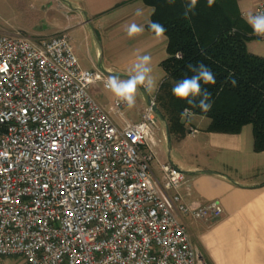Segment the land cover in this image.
<instances>
[{"label":"built area","instance_id":"built-area-1","mask_svg":"<svg viewBox=\"0 0 264 264\" xmlns=\"http://www.w3.org/2000/svg\"><path fill=\"white\" fill-rule=\"evenodd\" d=\"M106 79L80 66L64 32L40 40L0 32V256L24 264H209L180 216L216 220L222 206L188 204L182 190L190 184L169 162L154 174L155 96L138 120L119 126L91 92ZM113 104L122 116L125 105Z\"/></svg>","mask_w":264,"mask_h":264},{"label":"crops","instance_id":"crops-1","mask_svg":"<svg viewBox=\"0 0 264 264\" xmlns=\"http://www.w3.org/2000/svg\"><path fill=\"white\" fill-rule=\"evenodd\" d=\"M40 1L46 3V7L42 6L44 11L53 8L55 11L60 10L63 16L61 21L53 23L51 31L38 34L40 38L31 39L40 40L56 33H66L80 66L84 69H100L107 78L118 76L127 79L137 55L147 54L152 58V76L156 81V88H139L146 93L156 94L159 84L165 78V71L160 63L167 57V37L164 35L163 39L158 40L154 33L146 29L153 13L151 6L144 4L142 0ZM263 1L236 0L246 22L250 14L255 15L257 3ZM132 23L142 26L143 32L129 38L126 29ZM263 42L264 39L253 32L247 48L251 53L264 57ZM98 86L103 88V100L98 102L119 126L125 120H138L148 100L153 98L152 95L146 100L142 99L132 109L125 106L129 117L125 112L120 116L114 108L115 97L104 89L102 83H97L92 88ZM161 120L163 127L159 121L157 133L161 141L156 148V160L151 164L154 174L159 177V164L164 162L182 170L195 171V175L190 177L192 186L187 178L190 192L186 194L182 190L185 201L194 206L217 200L223 209L222 215L216 220H195L190 216H180L192 243L209 264H264V150L253 151V141H247L246 138L247 125L240 133L216 134L206 131L209 124L207 117L193 113L185 116L186 133L181 138L193 137L199 131L214 134H210L213 137H208L209 141L194 142L202 150L208 147L213 160L205 161L199 166H190L180 160L158 158L160 145L169 136L166 122ZM190 127L196 132L191 133ZM188 218L194 220L192 227L187 224Z\"/></svg>","mask_w":264,"mask_h":264},{"label":"trees","instance_id":"trees-1","mask_svg":"<svg viewBox=\"0 0 264 264\" xmlns=\"http://www.w3.org/2000/svg\"><path fill=\"white\" fill-rule=\"evenodd\" d=\"M153 8L146 29L158 22L165 28L167 57L160 65L165 71L155 94L158 116L165 120L167 133L185 135L183 110L209 119L208 132L236 134L251 125L253 151L264 150V57L251 53L247 42L252 28L242 18L236 0H197L184 15L190 0H142ZM179 56H176V55ZM179 57V58H178ZM204 64L215 75V84H204L211 95L208 111L177 99L173 86L194 73L188 65ZM235 81V84L232 83ZM200 97L196 98L198 103Z\"/></svg>","mask_w":264,"mask_h":264},{"label":"rangeland","instance_id":"rangeland-1","mask_svg":"<svg viewBox=\"0 0 264 264\" xmlns=\"http://www.w3.org/2000/svg\"><path fill=\"white\" fill-rule=\"evenodd\" d=\"M43 3L40 0H0V31L5 33L21 31L30 38H40L38 34L48 33L52 30L53 23L61 21L63 15H61L62 12L60 10L55 11L53 8L44 11L42 6L45 5L46 7V3ZM91 92L97 101L103 100L102 87L92 88ZM152 95L153 97L155 96L153 92L146 93L138 88L137 103L142 99L146 100L148 96L151 97ZM125 108V106L122 108L123 112L129 117V113L125 111ZM158 119L160 125L163 127V122L159 116ZM246 129L247 141H253L251 125H247ZM210 134L214 135L213 133L204 134L202 131H199L193 137L185 136L181 139L178 138V140L174 136L169 135L168 139L160 145L158 158L180 160L182 163L189 164L190 166H199L205 161H212L213 154H211L208 147L202 150L200 146L194 143L195 141H209L208 137H213ZM183 171L186 179H190L191 184L190 177L195 175V171L185 169ZM190 218L186 221L192 227L194 220ZM0 262L2 264H24V260L15 255L0 256Z\"/></svg>","mask_w":264,"mask_h":264},{"label":"clouds","instance_id":"clouds-1","mask_svg":"<svg viewBox=\"0 0 264 264\" xmlns=\"http://www.w3.org/2000/svg\"><path fill=\"white\" fill-rule=\"evenodd\" d=\"M197 0H190V4L186 7L184 15L187 16L193 11ZM214 0H208V5L211 6ZM247 23L253 29V32L259 36H264V13L250 14L247 17ZM151 30L154 32L158 40L164 38L165 28L158 22L150 24ZM143 27L136 23L130 24L126 29V34L129 38H134L142 34ZM179 58V57H178ZM152 58L147 54L137 55L136 61L130 68V75L127 79H121L118 76H109L103 80V87L107 92H110L115 98L117 104H124L128 109H132L137 104V91L139 87L153 90L156 88V81L152 76ZM188 70L194 73L191 76L178 81L172 88L173 95L181 100L186 101L190 105L198 106L204 111L211 108L208 102L210 93L204 89L202 91L201 81L204 84H215L214 73L204 64L192 65L189 64ZM235 84V81H232ZM200 97L198 103L196 98Z\"/></svg>","mask_w":264,"mask_h":264},{"label":"water","instance_id":"water-1","mask_svg":"<svg viewBox=\"0 0 264 264\" xmlns=\"http://www.w3.org/2000/svg\"><path fill=\"white\" fill-rule=\"evenodd\" d=\"M155 112H156V114H157V110H156V107H155ZM158 115V114H157Z\"/></svg>","mask_w":264,"mask_h":264}]
</instances>
